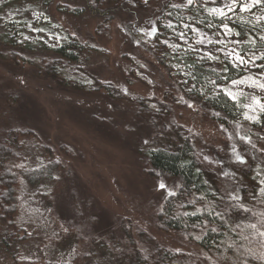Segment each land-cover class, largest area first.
Wrapping results in <instances>:
<instances>
[{
    "label": "rangeland",
    "instance_id": "374dc122",
    "mask_svg": "<svg viewBox=\"0 0 264 264\" xmlns=\"http://www.w3.org/2000/svg\"><path fill=\"white\" fill-rule=\"evenodd\" d=\"M184 1L0 0V141L27 131L16 150V229L0 225V264L264 262V168L253 167V183L235 177L240 143L264 162V2ZM153 26V38L139 33ZM69 41L84 45L77 61L51 50ZM208 51L241 74L197 84L191 63L218 62L201 59ZM47 64L57 76L44 72ZM97 83L111 85L113 97ZM188 93L237 102L240 138ZM185 138L221 196L241 203L235 262H218L190 231L160 229L179 183L159 176L145 151L174 150ZM241 184L247 191L238 196Z\"/></svg>",
    "mask_w": 264,
    "mask_h": 264
},
{
    "label": "trees",
    "instance_id": "16d2710c",
    "mask_svg": "<svg viewBox=\"0 0 264 264\" xmlns=\"http://www.w3.org/2000/svg\"><path fill=\"white\" fill-rule=\"evenodd\" d=\"M184 3L187 6V0ZM141 30L140 34H148L150 38L151 33L153 38L157 32L155 26H153L152 31ZM83 49L84 45L78 41H69L51 48L55 54L67 61H77L79 52ZM159 60L163 61L162 57H159ZM56 67L55 64H47L43 69L47 75L57 76ZM225 67H227V71H224ZM190 69L193 76L196 77L197 84L202 83L205 78L225 77L230 79L241 74L239 69H236L227 61H193ZM94 90H104L113 97L114 90L111 85L97 83ZM188 94L216 112L217 119L223 125L231 128L236 139L237 137L240 138L242 133H239L236 129L237 118L234 115L238 105L237 102L224 94L208 98ZM26 133L27 131L14 129L6 135L5 139L2 138L0 141V225L9 230L16 227L14 222L18 188V174L16 171L18 154L16 150L21 146V136ZM239 146L242 157L235 165L236 168L234 167L239 172L236 173L235 177L252 182L251 172L253 167L263 169L264 162L260 161V156H256L253 151L252 155H244L243 148L247 146V143H240ZM145 156L151 168L159 176L174 178L179 183L177 192L168 196L164 201L159 218L160 229L167 232L190 231L192 233L189 236L194 243L206 253H211V256L217 259L218 262L229 261V259L235 262L234 253L238 249L240 250L244 243L242 226L240 228L241 222L244 221V216L240 215L241 212L239 211L241 203H236L239 206L234 205L235 203L232 204L230 198L222 197L219 190H216L215 182L208 179L207 173L200 167L192 143L185 138L174 150L164 147L152 148L145 151ZM232 183L234 187L237 184L235 181ZM243 186H238V196L246 195V186ZM173 256L176 255H167V259L170 260ZM245 262L246 264H264L262 260L257 262L252 261L250 258H246Z\"/></svg>",
    "mask_w": 264,
    "mask_h": 264
},
{
    "label": "snow or ice",
    "instance_id": "6c2138e0",
    "mask_svg": "<svg viewBox=\"0 0 264 264\" xmlns=\"http://www.w3.org/2000/svg\"><path fill=\"white\" fill-rule=\"evenodd\" d=\"M145 2H147V0H145ZM194 2H195V0H187V4H188V5H192V4H194ZM235 2H236V0H233V3H235ZM262 2H264V0H252V3H253L254 5H259V4H261ZM174 6H178V5H174ZM225 7L229 8V10L232 9V6H231V5H225ZM244 8H245V10H247L248 5H244ZM211 11H212V12H215V13H218L220 16H225V13H224L221 9L213 8V9H211ZM225 27L227 28V25H225ZM40 31H43V29H40ZM154 31H155V30H154ZM181 35H183V34L181 33ZM261 39H264V37H262ZM209 42H211V41H209ZM198 43H200V42L198 41ZM174 47H178V46H175V45H174ZM193 50H195V49H193ZM204 58H207V59H209V60H217V61H219V57H218V56H215L211 51L206 52V53H205V56H204V57H201V59H204ZM237 59L239 60V62H240L241 64L247 63V61L244 60V57H243V56H238ZM214 71H215V70H214ZM224 71H227V67L224 68ZM209 83L213 84V85L216 86V87H219V85H217V82H216L215 80H211V79H210V80H209ZM232 83L235 85V84H237V83H239V82L233 80ZM254 83H255V82H254ZM258 87L261 88L262 90H264V84H258ZM188 91H192V89L190 88V89H188ZM220 91H223V92L225 93V95L229 96V97L232 98V99H235V98H236L235 95L232 93V90H231V89L220 88ZM191 106H192V105L189 104V107H191ZM261 110L264 111V106L261 107ZM249 119H253V120H255L256 117H254V116H253V117H249ZM145 143H147V141H145ZM205 159H207V157H205ZM59 162H60V161H56V163H59ZM19 167L23 168L24 165H19ZM55 179H56L57 181H59V180H60V177H55ZM159 187H160L161 189H163V188H165V185H164L163 183H161V184L159 185ZM262 192H264V189H262ZM169 194H170V195H174L175 193H169ZM252 227H255V225H253ZM262 235H264V233H262Z\"/></svg>",
    "mask_w": 264,
    "mask_h": 264
}]
</instances>
